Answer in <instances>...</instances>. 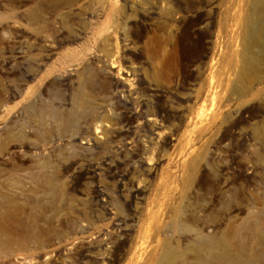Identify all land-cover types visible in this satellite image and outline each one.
<instances>
[{"label": "rangeland", "instance_id": "1", "mask_svg": "<svg viewBox=\"0 0 264 264\" xmlns=\"http://www.w3.org/2000/svg\"><path fill=\"white\" fill-rule=\"evenodd\" d=\"M0 198V264H264V0H0Z\"/></svg>", "mask_w": 264, "mask_h": 264}, {"label": "bare ground", "instance_id": "2", "mask_svg": "<svg viewBox=\"0 0 264 264\" xmlns=\"http://www.w3.org/2000/svg\"><path fill=\"white\" fill-rule=\"evenodd\" d=\"M1 199V198H0ZM1 202V201H0ZM1 216V215H0ZM6 236V235H5ZM4 237V236H3ZM9 237V236H8ZM8 241H10V240H7L6 238H4V239H0V247H6V246H8ZM196 245V244H195ZM208 248V247H207ZM220 249H221V247H220ZM200 251H201V249H200ZM198 252L199 251H197V254H198ZM205 252V251H204ZM205 254V253H204ZM228 255V254H227ZM173 256H175V255H173ZM200 256H201V254H200ZM205 256V255H204ZM175 257H177V256H175ZM219 258H218V264H220V263H223L224 261H225V258H226V253H222L220 256H218ZM169 258V257H168ZM227 258H229V256H227ZM215 259V258H214ZM212 261V260H211ZM201 262V261H200ZM227 263V262H226ZM172 264V263H171ZM211 264V263H210Z\"/></svg>", "mask_w": 264, "mask_h": 264}]
</instances>
